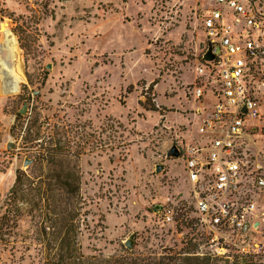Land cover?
Returning <instances> with one entry per match:
<instances>
[{"label": "rangeland", "instance_id": "374dc122", "mask_svg": "<svg viewBox=\"0 0 264 264\" xmlns=\"http://www.w3.org/2000/svg\"><path fill=\"white\" fill-rule=\"evenodd\" d=\"M214 5L0 0V71L12 64L3 44L8 31L24 77L17 94L0 89V264H56L64 217L74 219L87 258L120 254L128 240L137 253L180 248L202 235L183 167L166 155L196 138L214 103L204 99L198 115L202 105L191 96L208 40L199 17ZM250 125L259 127L256 145L264 151V120ZM38 126L43 135L64 132L61 145L81 181L74 199L37 161L42 140L26 142ZM20 173L19 198L6 200ZM201 252L210 255L208 246ZM212 257L238 259L232 252Z\"/></svg>", "mask_w": 264, "mask_h": 264}, {"label": "built area", "instance_id": "2783aa9c", "mask_svg": "<svg viewBox=\"0 0 264 264\" xmlns=\"http://www.w3.org/2000/svg\"><path fill=\"white\" fill-rule=\"evenodd\" d=\"M199 20L207 36L191 96L214 100L196 138L177 145L178 161L210 255L264 259V0H214ZM210 53L211 61L203 60ZM264 134V127L262 129ZM171 221L169 212L165 213ZM202 248V247H201ZM202 255V254H199Z\"/></svg>", "mask_w": 264, "mask_h": 264}, {"label": "trees", "instance_id": "16d2710c", "mask_svg": "<svg viewBox=\"0 0 264 264\" xmlns=\"http://www.w3.org/2000/svg\"><path fill=\"white\" fill-rule=\"evenodd\" d=\"M32 127H36V125L32 123L30 129ZM63 133L62 130L57 129L53 133L43 135L40 126H38L35 133L26 139V142L34 145V142L42 140L41 150L35 152L37 161L49 167L52 177L55 179L56 187L64 198L67 197L66 199L70 200L79 195L81 181L78 166L75 163L70 164L67 158L69 153L61 145ZM24 176V173H20L6 200L12 198V201H15L19 198V188ZM16 214H18L17 208L14 216ZM62 219H64L65 228L60 237V251L56 264H221V259L200 253L201 247H204L206 242L205 236L200 233V235L188 236L183 243V247L180 248L155 249L137 253L124 250L120 254L108 258H87L82 255L77 247L76 233H78V227L75 226L74 219L70 218L69 220L67 217ZM199 254H202V256ZM236 256L240 260L237 259L231 263L225 261L224 264H264L263 258L238 254Z\"/></svg>", "mask_w": 264, "mask_h": 264}, {"label": "bare ground", "instance_id": "6f19581e", "mask_svg": "<svg viewBox=\"0 0 264 264\" xmlns=\"http://www.w3.org/2000/svg\"><path fill=\"white\" fill-rule=\"evenodd\" d=\"M3 44L4 47L8 49L9 59L12 64L9 68H5L4 70L0 71V89L3 95L11 96L17 94L20 91V85L23 82L24 77L21 66H16L13 64L17 58L19 50L14 38L8 31H6Z\"/></svg>", "mask_w": 264, "mask_h": 264}, {"label": "water", "instance_id": "95a60500", "mask_svg": "<svg viewBox=\"0 0 264 264\" xmlns=\"http://www.w3.org/2000/svg\"><path fill=\"white\" fill-rule=\"evenodd\" d=\"M213 59V57L211 56L210 53H207L203 56V60L205 61H211ZM37 94V92L35 93ZM26 112V105L19 111V114L20 115H24ZM11 148V147H10ZM180 156V153H179V150L177 148L176 145L172 146L168 152H167V155H166V158L167 159H177L179 158ZM33 163V161H29V160H26L25 161V166L29 165ZM160 169L158 168L157 171H159ZM125 246L126 248L129 250V251H132V248H133V241L132 240H128L126 243H125Z\"/></svg>", "mask_w": 264, "mask_h": 264}]
</instances>
